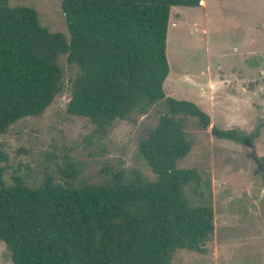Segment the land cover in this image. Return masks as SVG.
Segmentation results:
<instances>
[{
	"label": "trees",
	"instance_id": "trees-1",
	"mask_svg": "<svg viewBox=\"0 0 264 264\" xmlns=\"http://www.w3.org/2000/svg\"><path fill=\"white\" fill-rule=\"evenodd\" d=\"M205 0H60L69 41L41 26L35 9L0 0V134L38 116L63 90L57 60L78 71L66 111L104 130L115 119L144 114L166 99V112L140 139L138 150L156 179L115 174L78 187L45 180L32 187L0 179V241L13 264H169L173 252L203 253L214 230L209 205H190L184 186L193 168H177L191 148L178 115L210 116L196 103L166 97V37L170 8ZM247 134L211 126L216 138L251 145ZM68 164L67 172L74 170Z\"/></svg>",
	"mask_w": 264,
	"mask_h": 264
},
{
	"label": "rangeland",
	"instance_id": "rangeland-1",
	"mask_svg": "<svg viewBox=\"0 0 264 264\" xmlns=\"http://www.w3.org/2000/svg\"><path fill=\"white\" fill-rule=\"evenodd\" d=\"M36 10L41 26L70 35L60 0H8ZM166 97L196 103L211 126L247 135L264 124V0H205L199 7L170 8L166 37ZM63 90L38 116L0 134V179L36 187L51 180L74 187L155 174L138 143L166 110V99L146 113L115 119L100 130L66 111L77 67L57 60ZM191 140L177 168H193L198 181L184 186L190 205H209L214 230L203 253L179 249L169 264H264V126L251 145L216 138L196 117L178 115ZM71 165L74 173L67 172ZM0 264H13L0 241Z\"/></svg>",
	"mask_w": 264,
	"mask_h": 264
}]
</instances>
